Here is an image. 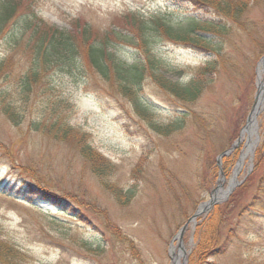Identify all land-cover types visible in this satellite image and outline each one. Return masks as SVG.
<instances>
[{
    "label": "rangeland",
    "instance_id": "374dc122",
    "mask_svg": "<svg viewBox=\"0 0 264 264\" xmlns=\"http://www.w3.org/2000/svg\"><path fill=\"white\" fill-rule=\"evenodd\" d=\"M255 3L249 0L253 4L249 15L252 42L237 37V45L230 50L239 64L234 78L227 73L203 77L200 96L188 104L211 122L209 136L197 134L189 116L183 124H174L184 109L152 79L144 81L141 94L153 109L141 117L116 85L93 70L84 74L62 67L50 70L51 95L59 100L58 116L86 134L91 146L113 164L109 185L90 172L72 146L39 129L40 124L28 125L26 116L15 126L0 112V237L21 247L27 264H174L177 255L180 264H239L232 253L223 251L201 262L193 259L197 224L212 206L187 224L181 239L176 235L215 188L219 187L215 204L228 199L237 184L226 196L225 191L252 169L255 150L264 140L263 101L253 132L246 133L231 151L227 169L220 158L218 177L209 186L205 156L217 160L221 151L240 138L258 83L264 78L260 63L264 0ZM177 8L201 19L211 18L204 10L193 12L186 0H19L17 10H30L52 27L87 24L104 32L112 26L135 29L130 26L131 15L149 19L159 10ZM166 39L160 34L157 50L175 64L197 66L211 57ZM5 47L0 40V58ZM114 49L128 62L139 50L127 40L115 42ZM23 54L16 53L15 60L24 64L29 56ZM162 73L172 82L188 78L176 70ZM40 102L31 96L32 115ZM29 183L49 187L60 203L34 198L26 191ZM228 220L226 227L238 221L236 209ZM247 220L250 224L241 238L264 251V215ZM259 233L263 235L255 239Z\"/></svg>",
    "mask_w": 264,
    "mask_h": 264
},
{
    "label": "trees",
    "instance_id": "16d2710c",
    "mask_svg": "<svg viewBox=\"0 0 264 264\" xmlns=\"http://www.w3.org/2000/svg\"><path fill=\"white\" fill-rule=\"evenodd\" d=\"M186 1L194 7L193 12L204 10L211 18L201 19L179 8L162 9L149 19L129 16L132 18L130 26L135 28L132 27L133 30L125 27L119 30L112 26L100 32L87 24L81 28L45 25L30 10L18 12L19 0H0V40L6 43L5 54L0 58V112L15 126L25 121L26 116L28 125L39 127L40 124L39 129L46 130L56 140L72 146L90 172L108 185L113 164L91 146L86 134H81L79 129L71 126L66 117L58 116L59 100L52 97V84L48 79L51 69L62 67L83 74L84 70H93L116 85L141 117L145 114L148 116L147 111L153 109L150 101L141 94L144 81L152 79L166 89L169 97L184 109L173 119L174 124H183V118L189 116L197 128V134L209 136L213 129L211 122L196 114L188 104L200 96L205 85L203 77H218L227 73L234 78L233 74L239 70V64L230 50L237 45V37L252 42L249 15L253 4H249V0ZM253 1L256 4L257 0ZM160 34L173 44L184 45L211 57L197 66L175 64L157 50ZM119 40H127L129 45L139 49L133 61L128 62L117 56L114 48L115 42ZM20 51L24 53L22 56H29L24 64L15 60V54ZM175 70L177 74L183 72L187 80L172 82L162 76V72ZM8 80L10 83H7ZM33 95L41 101L34 108L36 115L31 114L33 108L28 104ZM230 156L231 153L222 156L223 169L231 165ZM204 160L211 187L218 177L219 168L212 155H206ZM252 160V169L228 199L212 206L205 218L197 224L193 255L196 262L223 251L232 253L235 262L239 264H264V251L254 248V243H244L241 238L242 230L250 224L247 219L264 215V197L260 195L264 190V140L256 148ZM27 187L29 191H26L33 194V197L60 203L58 196L52 194L49 187L42 188L30 183ZM235 209L238 221L226 227ZM263 233L257 234L255 239ZM25 255L21 247L0 237V263L27 264Z\"/></svg>",
    "mask_w": 264,
    "mask_h": 264
},
{
    "label": "water",
    "instance_id": "95a60500",
    "mask_svg": "<svg viewBox=\"0 0 264 264\" xmlns=\"http://www.w3.org/2000/svg\"><path fill=\"white\" fill-rule=\"evenodd\" d=\"M260 63L262 65V67L264 68V54L263 56L261 57V60H260ZM263 101H264V78L262 81H260L258 83V86H257V91L255 93V97H254V100H253V104H252V107H251V110L247 116V119H246V122L248 123L250 118H251V115L254 114L255 115V119H256V116L257 114L259 113V111L261 110V107L263 105ZM258 104L260 106H258ZM246 123V125H247ZM245 125V126H246ZM244 126V127H245ZM255 126V124H254ZM241 138H238L236 142H234L230 148H228L227 150L223 151L222 153H220L217 157V164L218 166H220V157H222L223 155H227L229 154L237 145V143L240 141ZM236 174V173H235ZM234 174V176H235ZM234 181V180H233ZM239 182H231L229 187L227 188V190L225 191V196L228 195L230 193V191L233 189V187L238 184ZM218 193H219V187L215 188L211 194H210V198L208 200H206L205 202L201 203L197 209L195 210V212L186 220V222L183 224V226L179 229L178 233H177V237L179 239H181V236H182V233L183 231L185 230V227L187 226V224L190 222V221H194V219L196 217H198L200 214L204 213V212H207L211 206H213L218 200ZM181 246V244H180ZM181 248V247H180ZM185 258V256H184ZM183 258V259H184ZM183 264V263H182Z\"/></svg>",
    "mask_w": 264,
    "mask_h": 264
},
{
    "label": "bare ground",
    "instance_id": "6f19581e",
    "mask_svg": "<svg viewBox=\"0 0 264 264\" xmlns=\"http://www.w3.org/2000/svg\"><path fill=\"white\" fill-rule=\"evenodd\" d=\"M261 105V104H260ZM259 104H258V106H260ZM255 115L254 114H252L251 115V118H250V120H249V122L247 123V125L243 128V130L241 131V136H240V138L241 139H243L244 137H246L245 135H246V133L248 134V135H250L252 132H253V128H254V124H255ZM174 264H180V262H179V256L177 255L176 257H175V259H174Z\"/></svg>",
    "mask_w": 264,
    "mask_h": 264
}]
</instances>
